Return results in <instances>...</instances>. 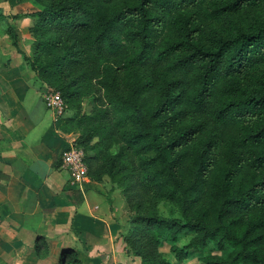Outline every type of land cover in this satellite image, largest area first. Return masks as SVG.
<instances>
[{"label": "trees", "instance_id": "trees-1", "mask_svg": "<svg viewBox=\"0 0 264 264\" xmlns=\"http://www.w3.org/2000/svg\"><path fill=\"white\" fill-rule=\"evenodd\" d=\"M33 1L31 55L9 27L12 44L65 104L83 79L103 89L119 151L88 156L92 133L75 144L90 179L121 190L131 253L172 264L163 243L176 262L212 246L202 264H264V0ZM161 199L180 216L150 208ZM64 260L83 264L71 248Z\"/></svg>", "mask_w": 264, "mask_h": 264}, {"label": "crops", "instance_id": "crops-1", "mask_svg": "<svg viewBox=\"0 0 264 264\" xmlns=\"http://www.w3.org/2000/svg\"><path fill=\"white\" fill-rule=\"evenodd\" d=\"M28 1L36 5L29 12L40 9ZM7 57L0 65V264H52V252L65 248L76 250L83 264H103L101 255L137 259L123 240L129 212L121 190L105 179H89L83 191L69 184L59 160L67 139L42 100V82L21 65L14 45ZM39 236L45 256L35 251Z\"/></svg>", "mask_w": 264, "mask_h": 264}, {"label": "rangeland", "instance_id": "rangeland-1", "mask_svg": "<svg viewBox=\"0 0 264 264\" xmlns=\"http://www.w3.org/2000/svg\"><path fill=\"white\" fill-rule=\"evenodd\" d=\"M17 4L18 6L13 9L12 5L6 4V0H0V14L3 15L2 11L5 12V15L2 17L0 15V53L3 54L0 55V65L4 66L11 60H8L7 53H10L11 46H13L12 39L9 34V27L15 31L18 45L22 48L21 50L24 51L23 49H25L24 52L31 55V44L33 39L32 35L31 40L30 37L26 35V29L29 23L30 25L32 24V18H30V16H26L25 14L30 10H34L36 5L31 1H28V3L23 1ZM262 7L264 9V6ZM18 26L20 30L17 29ZM21 65L28 66L24 60ZM39 89L41 91L42 100L44 101L42 90L54 89V87L41 83V85H39ZM76 92L77 95L74 98L68 102L66 101L67 105L64 113L57 120L52 121L54 126L56 125L64 132V136L67 139L64 149L68 146L69 141L72 140L73 142H77L86 134L92 133L93 137L88 143V146H95V148L88 149L86 151L88 156H93L96 153L98 156H102L100 159L101 161L109 162V158L117 154L122 143L119 140V129L116 126L113 111L108 104L104 91L96 84L94 79H83V81L77 86ZM131 168H133V165L128 167L127 171ZM104 179L107 181V185L112 187L116 186L110 182L108 175H104L103 180ZM150 208L156 210L165 217L180 216L177 206L169 199H161L157 202H153V204H150ZM185 242L186 238L181 240L180 244ZM119 251L121 254V250ZM158 251L162 256L171 260L172 264H202L198 259L199 256L208 252H215L214 248L210 246L205 251H192L188 258L181 262H176L173 255L169 251L168 243H163L158 248ZM52 253H54L51 257L52 264L65 263V260L63 263H59L60 252L58 253L55 250ZM95 254H100V252ZM101 257L103 264H118L120 262H123V264H129L131 262H133V264H138L139 262L138 258L130 259L127 257L124 259L119 256L106 258L102 255Z\"/></svg>", "mask_w": 264, "mask_h": 264}, {"label": "built area", "instance_id": "built-area-1", "mask_svg": "<svg viewBox=\"0 0 264 264\" xmlns=\"http://www.w3.org/2000/svg\"><path fill=\"white\" fill-rule=\"evenodd\" d=\"M42 95L46 107L51 110L54 120H57L64 113L66 107L63 98L58 91L53 89H44ZM84 156V150L72 140L60 155V166L68 172L69 184L82 191L85 183L90 179Z\"/></svg>", "mask_w": 264, "mask_h": 264}]
</instances>
